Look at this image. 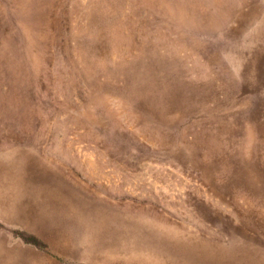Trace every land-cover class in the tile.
Listing matches in <instances>:
<instances>
[{
	"label": "rangeland",
	"instance_id": "1",
	"mask_svg": "<svg viewBox=\"0 0 264 264\" xmlns=\"http://www.w3.org/2000/svg\"><path fill=\"white\" fill-rule=\"evenodd\" d=\"M0 264H264V0H0Z\"/></svg>",
	"mask_w": 264,
	"mask_h": 264
},
{
	"label": "bare ground",
	"instance_id": "2",
	"mask_svg": "<svg viewBox=\"0 0 264 264\" xmlns=\"http://www.w3.org/2000/svg\"><path fill=\"white\" fill-rule=\"evenodd\" d=\"M44 206H45V204H44ZM44 206H41L40 207V209H39V212L40 213H45L46 212V210H51V209H49V208H47V207H44ZM57 210H59V209H56V210H54V211H57ZM41 211H43V212H41ZM52 211V210H51ZM38 229V228H37Z\"/></svg>",
	"mask_w": 264,
	"mask_h": 264
}]
</instances>
